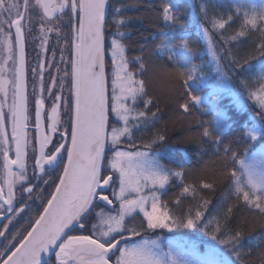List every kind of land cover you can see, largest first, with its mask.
Instances as JSON below:
<instances>
[{
	"label": "trees",
	"instance_id": "obj_1",
	"mask_svg": "<svg viewBox=\"0 0 264 264\" xmlns=\"http://www.w3.org/2000/svg\"><path fill=\"white\" fill-rule=\"evenodd\" d=\"M199 26L215 52L227 55L236 71L230 83L247 97L248 110L240 112L225 99L226 127L196 102L214 79ZM116 31L139 115L120 146L159 152L170 173L160 202L174 228H150L136 213L121 236H188L200 249L218 247L233 264H264V195L239 164L264 142L247 116L264 121V62L255 66L264 60V0H110L105 46Z\"/></svg>",
	"mask_w": 264,
	"mask_h": 264
},
{
	"label": "rangeland",
	"instance_id": "obj_2",
	"mask_svg": "<svg viewBox=\"0 0 264 264\" xmlns=\"http://www.w3.org/2000/svg\"><path fill=\"white\" fill-rule=\"evenodd\" d=\"M10 18H13L12 21L18 25L24 46L27 45L29 80L33 81L40 62L43 71L47 74L44 82L45 95L54 85L58 86L56 111L61 112L63 108L66 109L70 96L73 95L70 91L72 83L74 91L72 57L76 15L72 16L70 11H66L49 21L41 14L39 0H0L2 38L9 36L6 32L11 30ZM199 31L214 79L212 81L203 79L209 89L202 92L196 102H205L213 112L216 123L226 127V110L223 105L225 99L240 112L248 110L247 97L230 83V78L236 75V71L232 68L227 55L224 52L220 54L215 52L213 42L202 26H199ZM118 37L119 33L116 31L109 37L105 46L106 70L110 75L108 146L114 145L116 148L110 151L105 159L102 178L113 174L112 195L116 197L117 207L114 211L102 209V241L104 242H110L116 236H121L125 229V220L136 213L146 220L150 228L166 234L167 231L174 229L168 212L160 202V195L170 179V173L160 163L159 152L148 149L131 150L120 146L122 138L129 135L135 126L133 121L139 115L133 111L137 88L128 71L123 47ZM9 61L8 68H13V61L8 59H0V66L5 67V63L8 64ZM263 62L264 60H260L255 66L259 67ZM38 81L39 77L36 76L33 89ZM261 94L258 92V95ZM247 116L256 125L259 133L264 134V121L251 112H248ZM239 164L248 184L264 195V142L242 158ZM186 227L193 229V222H188ZM167 236V239L159 235L127 242L116 254L115 264H233L229 257L219 254V248L216 246L206 244L208 245L206 248L200 249L192 244L194 240L189 239L188 236L180 237L173 234ZM195 242L199 243L198 240Z\"/></svg>",
	"mask_w": 264,
	"mask_h": 264
},
{
	"label": "water",
	"instance_id": "obj_3",
	"mask_svg": "<svg viewBox=\"0 0 264 264\" xmlns=\"http://www.w3.org/2000/svg\"><path fill=\"white\" fill-rule=\"evenodd\" d=\"M53 0H43L48 18L66 9L65 4L51 9ZM110 0H79L73 33L74 91L70 146L57 185L38 219L16 248L0 264H45L65 236L77 227L95 199L109 209L114 203L105 192L111 182L101 171L108 148V82L105 57V22ZM18 97L17 128L25 122V63L23 38L17 28ZM41 114H39L40 117ZM19 131V129H16ZM129 239L123 236L108 245L89 237L67 240L61 247V259L74 264H112L109 258Z\"/></svg>",
	"mask_w": 264,
	"mask_h": 264
},
{
	"label": "flooded vegetation",
	"instance_id": "obj_4",
	"mask_svg": "<svg viewBox=\"0 0 264 264\" xmlns=\"http://www.w3.org/2000/svg\"><path fill=\"white\" fill-rule=\"evenodd\" d=\"M42 2L39 0L41 14L44 16ZM63 4L66 9L54 18L44 17L51 21L66 11L77 17L78 12H74V6H79V0H53L50 8ZM10 19L11 30L6 32L9 36H0V59L13 61V68H8L10 61L5 63V67L0 66V263L28 233L57 185L70 146L73 116L72 94L68 106L61 112L56 111L58 86L54 85L45 95L47 74L40 62L33 81L29 80L25 45V122L17 128L18 50L15 28L18 29V25L12 21L13 18ZM36 76L39 81L37 85L35 83L34 90ZM102 194H106L115 203L114 211L117 203L116 197L112 195V186L104 193L99 189L98 196L102 198ZM102 209L107 208L97 197L86 217L65 236L45 264L65 263L60 251L69 239L89 237L102 244ZM116 254L110 257L112 264H115Z\"/></svg>",
	"mask_w": 264,
	"mask_h": 264
}]
</instances>
